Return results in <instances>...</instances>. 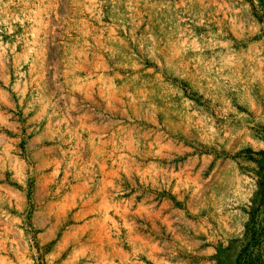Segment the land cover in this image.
Wrapping results in <instances>:
<instances>
[{
  "label": "rangeland",
  "instance_id": "obj_1",
  "mask_svg": "<svg viewBox=\"0 0 264 264\" xmlns=\"http://www.w3.org/2000/svg\"><path fill=\"white\" fill-rule=\"evenodd\" d=\"M254 217L264 0H0V264H236Z\"/></svg>",
  "mask_w": 264,
  "mask_h": 264
},
{
  "label": "trees",
  "instance_id": "obj_2",
  "mask_svg": "<svg viewBox=\"0 0 264 264\" xmlns=\"http://www.w3.org/2000/svg\"><path fill=\"white\" fill-rule=\"evenodd\" d=\"M255 220L252 218V222L246 227L244 234V244L241 246L239 257L236 264H263V259L260 254L261 239L264 231L261 229H255Z\"/></svg>",
  "mask_w": 264,
  "mask_h": 264
}]
</instances>
